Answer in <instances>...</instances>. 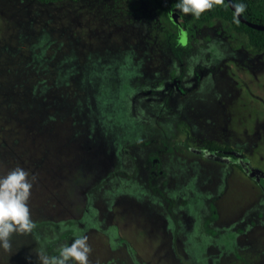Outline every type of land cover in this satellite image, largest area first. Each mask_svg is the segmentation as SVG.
Masks as SVG:
<instances>
[{
  "label": "rangeland",
  "instance_id": "rangeland-1",
  "mask_svg": "<svg viewBox=\"0 0 264 264\" xmlns=\"http://www.w3.org/2000/svg\"><path fill=\"white\" fill-rule=\"evenodd\" d=\"M162 25L151 0H0V175L28 171L34 222L0 264H39L49 222L87 235L90 264H264L261 190L192 150L264 173V51L222 19L173 51Z\"/></svg>",
  "mask_w": 264,
  "mask_h": 264
},
{
  "label": "clouds",
  "instance_id": "clouds-1",
  "mask_svg": "<svg viewBox=\"0 0 264 264\" xmlns=\"http://www.w3.org/2000/svg\"><path fill=\"white\" fill-rule=\"evenodd\" d=\"M223 0H215L222 3ZM214 6V0H177L176 7L182 13H191L199 17ZM234 18L245 11L243 0L233 2ZM32 178L27 170L16 166L6 174L0 175V248H10L9 237L13 233H29L34 227L30 216L28 200L32 189ZM85 234L77 235L71 243L61 244L56 254H49L43 249L37 250L39 264H90V245Z\"/></svg>",
  "mask_w": 264,
  "mask_h": 264
},
{
  "label": "trees",
  "instance_id": "trees-1",
  "mask_svg": "<svg viewBox=\"0 0 264 264\" xmlns=\"http://www.w3.org/2000/svg\"><path fill=\"white\" fill-rule=\"evenodd\" d=\"M42 2H57L62 0H39ZM71 1H79V0H71ZM233 2H240V0H231ZM153 5L155 6L156 12L158 13V17L161 19L163 25L162 28L166 30L167 33V43L174 51L175 43L178 42L179 45L183 46L179 40L180 37V21L184 20L185 22V31L187 36L189 35V28L192 24L200 25V24H209L215 19H222L227 21L230 24V27L237 33L243 34L245 37V45L249 47L253 52H261L264 51V30H259L256 28H252L247 24L239 21L237 17L234 18V12L230 9L226 0H223L222 3H215L211 9L205 10L200 14L199 17L193 16L191 13H182L177 7V0H151ZM246 8L245 11L241 14V16L247 21L264 24V0H243ZM144 141L139 142L143 144ZM204 148L202 149L204 152L210 154V152L216 151L219 148H228L225 145L215 142L214 140H206L203 143ZM201 150V148H199ZM125 151V149H124ZM130 161H132V156L129 157ZM152 158L148 157L150 161ZM150 163V162H149ZM235 165V163H233ZM236 166L243 172V170L239 167L238 164ZM133 169L132 171H134ZM131 171V172H132ZM147 172V171H146ZM129 176L131 173H128ZM146 174V173H145ZM152 175L148 172L147 179ZM150 187V186H148ZM151 189V187H150ZM47 223V222H46ZM49 225H52V229L54 231V235L49 238H42L43 247L49 254H56L55 251H51L50 247L54 246V242L57 241L60 237H64L65 235L69 236H77L79 235L74 231V228L70 225H66V228L62 229L58 222H49ZM65 244V243H64ZM50 246V247H49Z\"/></svg>",
  "mask_w": 264,
  "mask_h": 264
},
{
  "label": "flooded vegetation",
  "instance_id": "flooded-vegetation-1",
  "mask_svg": "<svg viewBox=\"0 0 264 264\" xmlns=\"http://www.w3.org/2000/svg\"><path fill=\"white\" fill-rule=\"evenodd\" d=\"M186 33V31H185ZM187 37V34H186ZM180 42L182 43L180 37H179ZM183 44V43H182ZM206 140H214V139H204L200 144H198L195 148H193L192 150L195 153H198L202 156H205L207 158H211V159H215V160H220L223 162H226L227 164L233 166L234 168L238 169L242 174H244L246 177H248L255 185L258 186L259 190H261L262 195L264 197V184H261V180H264V173L257 167V166H252L249 162V160L247 159V154L244 152V150L237 148L235 146H230L227 143L224 142H219L217 140H214L217 143H220L222 145L227 146L228 148H219L216 149V151L210 152V154L204 152L202 149L204 148L203 143ZM201 148V150L199 149ZM148 162H150V166L149 167H145L143 168L144 170H146L147 172L151 173L153 172V165L154 162L152 163L151 160ZM235 163V165L233 164ZM236 164L239 165V167L243 170V172L236 166ZM253 169V171H255L254 175H250L251 170ZM211 210V213L213 212L211 208H209ZM262 212V213H261ZM210 213V218H213V215ZM260 214H264V211H260L259 209L257 210V214L255 216V220L258 221V218H260ZM206 218H204L205 220ZM203 222V221H202ZM75 238L74 236H69V235H65L64 237H60L59 239H57L56 242H54V246L53 248L50 247L51 251H55L56 249L61 245L66 243H70V239L71 238ZM46 250V249H45Z\"/></svg>",
  "mask_w": 264,
  "mask_h": 264
},
{
  "label": "water",
  "instance_id": "water-1",
  "mask_svg": "<svg viewBox=\"0 0 264 264\" xmlns=\"http://www.w3.org/2000/svg\"><path fill=\"white\" fill-rule=\"evenodd\" d=\"M226 2L228 3L230 9L233 11L232 8V1L231 0H226ZM237 19L245 24H247L248 26L252 27V28H256L259 30H264V24H257V23H253L250 21H247L246 19H244L241 14L237 17ZM186 38V33H185V22L184 20L180 21V39L181 41H184ZM255 171H253V169L250 172V175H254Z\"/></svg>",
  "mask_w": 264,
  "mask_h": 264
}]
</instances>
